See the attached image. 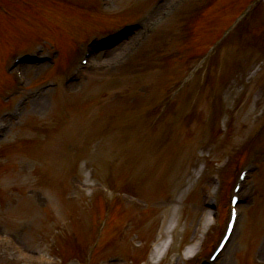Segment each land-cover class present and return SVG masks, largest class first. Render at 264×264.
<instances>
[{"label": "rangeland", "instance_id": "374dc122", "mask_svg": "<svg viewBox=\"0 0 264 264\" xmlns=\"http://www.w3.org/2000/svg\"><path fill=\"white\" fill-rule=\"evenodd\" d=\"M158 1L60 0L58 6L63 11L62 19L46 12L39 14L30 8L23 9L21 5L20 10H16V2L9 1L11 3H9L8 9L14 5L11 10L15 9L16 19L13 15L5 17L0 14V39L6 43L10 42L15 30L16 33L23 35V38L31 37L27 39L33 40V42L28 44L25 49V51H31L34 44H37L36 42L57 41L58 32L68 31L73 35V42L67 41L66 43L72 45L77 41L74 44L77 45L90 35H97L99 33L98 31V33L95 32L97 29L118 28L123 24L142 22L151 18L158 11L157 8L154 9ZM252 1L215 0L213 6L203 9V11H197L195 0H189L179 11L176 25L169 32H159L160 35L149 50V55H152L154 60H156L154 54H160V62L152 68L151 79H155L156 74H158L157 68L162 63L164 69L169 68L167 61L162 60L165 54L160 52L161 50L164 51L162 45L166 36L165 32L169 34L167 36L169 46L168 48L164 46V48H171L170 51L176 50V52H172L173 54L177 53L175 55L178 57V63L182 66L184 62L186 63L185 58L188 57V51L194 56L206 51L209 43L219 38L229 28L235 17L240 16L247 8L246 5ZM193 10L197 11L194 15L192 14ZM198 12L200 14H196ZM197 15L201 16L197 17ZM258 16L259 26L253 24V30L242 44L220 48L223 61L229 64L221 65L222 73L220 76H227L230 71L235 70L239 73L236 82L228 84L225 88L230 89V92H225L222 95L220 107L217 105L213 107L216 101L213 100L214 90L212 88H199L205 77L204 73L198 75L193 81L194 88L192 91L194 94H200L197 97L203 101H199L200 105L197 107L203 109L204 106L206 110L197 109L201 111L202 116L199 121H195V134L192 141H188L189 146L193 145L196 150L203 151L216 148L217 161L223 154L230 153L234 161L233 165L225 171L226 179H230L234 174L233 170L237 162L236 155L239 156L238 152L245 147L252 135L264 123V111L262 115L256 112L257 109L264 107V46L261 45V42L264 41V9L258 10ZM194 17L195 21L192 25ZM66 21L69 22L66 23ZM62 22L65 23L62 24ZM79 22H89V24L84 30L72 31L70 25ZM6 27L10 29L7 30ZM179 29L182 30V33L175 32ZM190 33H192L191 39H189ZM137 38L138 36L135 37L134 35L112 49L113 51L109 55L113 53L115 55L111 59L133 49L137 44L135 42ZM252 38L258 40L256 47L247 44ZM57 43L61 45L59 42ZM206 43L207 45H205ZM203 45L205 48L202 47ZM3 47L4 43H0V48ZM183 50L187 51L184 54H178V51ZM109 60L106 58L103 61L107 63ZM259 62H261L262 68L257 75L258 77L247 79L252 67ZM206 72L209 73V68H206ZM53 73L54 71L48 67L29 80L32 82L31 84H37L40 80L54 75ZM173 74L174 72L171 70L168 75L169 78H172ZM88 75H95V73L91 71ZM168 76L164 75L159 82H156L155 90L158 89L157 93L162 92L165 95L173 89L171 87L173 80L170 81ZM217 78L211 74V80L215 81ZM207 79L209 80L208 76ZM2 88L7 89V83H2L0 80V93ZM202 92H205L206 96L201 94ZM15 95L16 93L13 91L9 92L11 98ZM258 97L261 99V105L257 101ZM154 106L155 104L152 108ZM55 108L56 105L51 92L38 95L23 108L21 122L10 125V131L8 130L7 133L3 134L6 138L4 137L5 139L0 141V143H12L15 138L18 141L17 148L10 150L4 148L0 154V238L3 235H10L15 238L17 243L15 248L11 249L8 246L6 248L0 247V264H48L47 260L49 259L45 258L49 257L53 260L57 258V251L51 247L54 234L57 235V232H60V238L63 239V242H60L62 254H65L63 248L69 238L84 241L86 238L88 239L90 234H96L106 213L102 211V216L98 213L101 208V200L96 202L95 207L88 206L90 200L85 197L83 192L86 191V181H83L77 173L78 159L92 157L99 165L100 179L94 180L95 183L110 179L112 183L115 182L114 186L117 190H136L135 192L140 196L139 191H143L146 182L151 181L150 177H146L142 173L138 165L139 154H132V152H136L134 150L137 145L136 140L131 146L132 138L130 136L129 141L124 136L112 137L117 135L119 131L108 132L105 136L106 146L102 145L99 152L98 136L91 137L93 126H96L92 122L91 116H83L82 132L79 130L77 132L75 129L64 125H61L56 132H51L49 127L42 126L41 120H55L53 112ZM50 111L51 115L49 114ZM212 111L215 113V121L219 123L214 129L209 127ZM152 115L153 112L150 117L146 116V119H150ZM66 128L68 129L66 130ZM222 135H225L224 141H219L218 147H215L214 141H218ZM254 144L256 145L255 149L258 150L257 158L260 161V170L254 179L251 178L245 189L246 193L249 194L247 195L249 200L241 206L243 218L230 247L218 264H254V262L255 264H264V129L259 130V135L254 140ZM191 156L192 154L189 153L184 157L189 161ZM177 158V161L182 160L180 155H177ZM154 159L156 165H151L152 170H155L157 166L160 167L161 164H167L165 159L161 161L157 158ZM166 172L165 169L164 174ZM175 172L176 167L172 163V173ZM142 177L145 179L143 180ZM176 187L174 186L172 189L175 190ZM210 187V178L206 176L197 191L186 200L187 204L182 201L178 205V209H180L175 215V223L178 225L175 230L177 234L175 237H178V240L181 239L175 244L174 253L167 258L164 264H176V261L172 260L180 248L189 244L200 219L204 214H207L208 211L203 208L202 200L203 192ZM152 197L153 195L148 198L143 195L144 199L141 197L148 205L147 209L149 210L147 211L128 206L121 198L111 202L102 246L104 247L103 251L107 253L106 257L113 261L108 262L109 260L104 259L99 264L103 262L105 264V261L108 262L107 264H112V262L121 264L125 261V257L132 255L131 253L138 255L144 252L136 249L133 243L139 244L140 241H143L146 245V242L150 240L154 221L148 223L145 221L153 214V209H160L162 213H167L170 216L172 208L176 207V204H170L166 201L159 203V199ZM224 201L225 195L223 194L220 205L221 220L226 216ZM160 205L161 207L162 205L165 206L161 209L159 208ZM118 211L120 212V219L116 215ZM252 215L253 222L251 220ZM250 223H253L251 227H249ZM63 224L66 225V228ZM220 225L221 223L215 226V232ZM82 227L83 231L80 230ZM133 234L138 237L133 236ZM100 256L102 257V255ZM178 263L183 264V261L179 260Z\"/></svg>", "mask_w": 264, "mask_h": 264}, {"label": "bare ground", "instance_id": "6f19581e", "mask_svg": "<svg viewBox=\"0 0 264 264\" xmlns=\"http://www.w3.org/2000/svg\"><path fill=\"white\" fill-rule=\"evenodd\" d=\"M42 66H44V65H42ZM37 67H39V66H37Z\"/></svg>", "mask_w": 264, "mask_h": 264}]
</instances>
